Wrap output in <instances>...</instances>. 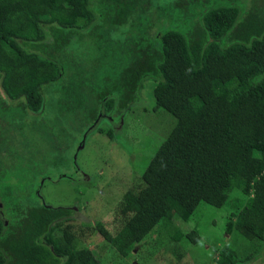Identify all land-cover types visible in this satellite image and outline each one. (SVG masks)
Segmentation results:
<instances>
[{
  "label": "trees",
  "instance_id": "1",
  "mask_svg": "<svg viewBox=\"0 0 264 264\" xmlns=\"http://www.w3.org/2000/svg\"><path fill=\"white\" fill-rule=\"evenodd\" d=\"M144 82L154 85L152 110L175 122L141 188L118 201V230L101 238L125 258L155 226L230 199L224 233L264 242V0H0V131L8 118L12 129L0 133V264H98L67 225L75 208L39 197L43 180L59 177L36 179L26 148L11 165L9 150L30 129L16 126L17 113L91 133L96 121L118 123ZM94 131L114 137L110 127ZM217 253L238 263L228 243Z\"/></svg>",
  "mask_w": 264,
  "mask_h": 264
},
{
  "label": "rangeland",
  "instance_id": "2",
  "mask_svg": "<svg viewBox=\"0 0 264 264\" xmlns=\"http://www.w3.org/2000/svg\"><path fill=\"white\" fill-rule=\"evenodd\" d=\"M153 86L149 82L142 84L139 101L123 110L118 123L110 125L108 116H102L107 124L96 121L91 133L86 134L72 130L65 133L72 128L71 122L62 121L65 123L62 124L58 116L51 114L40 118L47 126L37 131L32 123H39L38 113L27 116L17 113L16 126L26 123L30 129L23 143L18 139L21 145L8 149L13 154L11 165L15 167L17 150L22 152L26 148L37 156L34 160L36 179L48 173L59 177L55 183L52 179L43 180L39 197L47 206L75 208L73 219L67 225L81 238L82 246L92 253L98 264H222L217 251L224 243L236 253L237 264H264L263 241H247L236 230L229 235L224 233V225L233 212L230 199L221 208L200 202L186 222L172 219L169 224L155 226L125 258L101 238V230L111 235L118 230L122 221L117 216L118 201L127 190L141 188L142 171L175 122L164 111L152 110ZM16 103L10 105L17 106ZM3 121L4 134L12 132L9 118ZM98 124L104 131L108 127L113 130L112 140L94 134ZM48 128L50 130L45 131ZM42 133L44 135L40 136ZM43 160H50L51 164L54 161L57 164L52 165L54 171L43 169L40 165ZM47 166L45 162L43 167ZM74 166L79 171L77 175L73 173ZM65 174L67 179L62 178ZM190 231L198 237L194 244L184 238Z\"/></svg>",
  "mask_w": 264,
  "mask_h": 264
}]
</instances>
